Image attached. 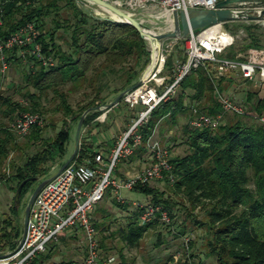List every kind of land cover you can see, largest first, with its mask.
Instances as JSON below:
<instances>
[{"label": "trees", "instance_id": "16d2710c", "mask_svg": "<svg viewBox=\"0 0 264 264\" xmlns=\"http://www.w3.org/2000/svg\"><path fill=\"white\" fill-rule=\"evenodd\" d=\"M0 1L4 20L2 38L7 39L20 26L35 22L45 56L55 60V65L45 66L35 56L24 59L17 47L7 50L8 64L24 65L23 85L19 89V95L29 105H24L21 100H14L10 96L0 95L3 118L14 120L27 110L41 115L51 111L61 112L65 118L64 126L54 138L44 137V128L40 126L33 127L28 134L31 140L40 142L43 147L27 156L22 165L14 167L12 180L16 186L11 188L17 191L19 185L28 178L44 180L51 175L56 169L54 165L68 151L71 139V126L68 122L78 123L83 113L90 108L93 110L85 118L84 133L75 159L82 164H94L97 150L101 148L96 145L94 131L96 127L103 126L97 121L102 111L96 108L106 105L108 101L103 91L109 88V94H115L116 98L139 82L150 64L151 51L147 40L142 38L133 25L96 16L76 0ZM252 28L251 25L246 26L249 42L242 45L240 51L264 47L260 38L251 32ZM178 43L179 59L182 60L185 39L180 38ZM234 47L227 49L224 56L235 58L239 52H232ZM173 66L174 61L169 56L164 73L173 76ZM212 72L211 65L193 71L181 81L177 96L162 102L152 111L150 119L140 130L142 140L127 162L148 156L150 149H153L151 140L162 121L176 126L179 116H189L183 130V139L189 151L171 160L174 182L170 180V174L161 181L172 186L174 192L183 196L192 207H204L207 222L203 224L209 226L212 236L207 245V255L215 257L217 264H264V128L260 123H251L244 120V116L236 114H233L235 119L227 118L216 129L195 128L191 125L197 116L194 107L199 113L209 115L223 112L216 89L224 91L227 80L225 77L214 80ZM87 88H92L95 95L75 108L70 102V94ZM49 93H53L58 101L54 110L44 104ZM121 103H124L123 99L115 107ZM246 104L251 106L252 112L264 114V97L259 98L256 93H249ZM134 117L136 116L132 111L130 120ZM4 125L0 123V156L6 159L11 145L15 143V137ZM120 163L114 169L117 175L123 176L119 171ZM34 182L26 183L21 199ZM151 184H139L134 192L150 198L151 204L162 205L173 219L174 209L180 204ZM109 191L114 195L112 189ZM113 203L129 212L125 225L111 231L110 225L106 226L103 220L102 224L94 222V212L102 210L97 205L92 213L94 225H102L103 232H111L109 237H117L130 247H138L144 235L161 223L156 220L143 224L140 221L142 209L139 206L131 208L130 203H122L117 197L113 199ZM17 205L15 199L11 207L13 215L0 220V226L4 224L0 229L1 253L14 251L22 237L23 225L15 223L19 219ZM105 217L103 214L102 218ZM65 234L66 231L60 235L58 242H53L45 253L40 254L30 264H44L50 260ZM101 239L100 247L104 250L111 249L106 245V240L103 237ZM172 260L174 258L170 257L169 262ZM59 264L78 263L76 260H67ZM181 264L204 262L185 259Z\"/></svg>", "mask_w": 264, "mask_h": 264}, {"label": "built area", "instance_id": "2783aa9c", "mask_svg": "<svg viewBox=\"0 0 264 264\" xmlns=\"http://www.w3.org/2000/svg\"><path fill=\"white\" fill-rule=\"evenodd\" d=\"M114 5L137 18L144 24L148 16H154L151 10L160 9L165 14L174 11L194 9L218 10V3L224 0H109ZM87 8L93 3H83ZM237 17L254 16V19L231 20L211 25L203 30L193 32L185 39L184 59L176 60L173 66V76L165 74L166 60L170 55V48L156 49L157 62L154 73L144 81L143 85L129 90L123 101L135 116L127 130L123 131L114 145L108 160L99 152L95 155L94 164H82L74 159L56 178L47 182L39 191L31 208L25 239L18 250L1 253L8 254L0 258V264H30L40 254L45 253L53 242H58L60 235L71 229H81L84 233L87 257L86 264H121L115 256L104 257L99 245L97 229L94 225L92 213L108 191L112 189L117 199L125 203L122 191H134L139 184H148L164 180L171 175L172 152L169 147H153L150 149L148 163L142 169L129 171L123 176L115 173L114 167L124 158H129L142 140L141 128L148 122L152 111L162 102L173 97L181 81L193 71L207 67L213 68V78L235 75L254 82L258 88L264 87V48H251L244 55L235 58L224 56L227 49L233 46L239 34L232 32L228 25L242 23L264 24L262 10L264 6L257 4L229 7ZM4 24L3 10L0 1V63L1 70L8 69L7 50L17 47L20 55L25 59L35 56L45 66L55 65L52 57L45 56L42 44L39 42V30L35 22L20 26L7 39H3L1 29ZM173 78V80H172ZM171 81V82H170ZM223 112L217 115L199 113L191 125L195 128L216 129L224 121L225 113L245 116L247 107L244 102L232 98L229 94L216 89ZM109 109L101 114L97 121L105 122ZM253 119L264 128V114H253ZM44 118L41 114L30 110L20 113L12 127L19 136H27L33 127L42 126ZM142 209L140 221L147 224L160 221L165 225L172 223V218L162 205L133 202Z\"/></svg>", "mask_w": 264, "mask_h": 264}, {"label": "rangeland", "instance_id": "374dc122", "mask_svg": "<svg viewBox=\"0 0 264 264\" xmlns=\"http://www.w3.org/2000/svg\"><path fill=\"white\" fill-rule=\"evenodd\" d=\"M87 9H89L94 15L100 17H112L109 12L99 7L96 4L88 5ZM154 13V16H148L144 21V26L147 29H150L156 33L169 32L172 30L174 23L166 18L163 15V10L155 9L151 10ZM253 28L251 32L257 35L262 44H264V24L251 23ZM242 23H236L233 25H228V28L234 32L238 33V31L243 30V33L239 34L235 46L232 52H239L238 55H244L246 51H240V47L245 43L249 42L248 31L246 26H250ZM180 38H169L162 41L163 46L165 48H170V55L175 62L180 58V46L178 40ZM148 47L152 53V46L149 41ZM64 48H66V44H62ZM182 47V46H181ZM264 48V47H260ZM251 49V48H250ZM185 53V49L183 54ZM151 58V56H150ZM24 63L26 60L23 61ZM151 62V61H150ZM23 63V64H24ZM24 65L15 66L9 63L8 69L6 72L1 70L0 63V95L10 96L14 100H21L24 105H29L28 102L21 98L19 95V89L23 85L22 71ZM94 75L93 73L91 74ZM96 77V76H95ZM227 85L230 86L233 80H239V76L230 75L226 76ZM232 80V81H231ZM118 84V83H117ZM116 85V84H115ZM114 84L112 83L111 88H113ZM109 88H105L103 91V95L106 96L107 102L106 104L111 103L115 99V94H109ZM85 93L87 95H85ZM108 94V95H106ZM178 94V92H177ZM177 94H175L177 96ZM95 92L92 91V88L82 89L78 92L70 94V102L75 107L78 108L84 102H86L89 98L93 97ZM174 95V96H175ZM108 96V97H107ZM231 96V95H230ZM232 98L238 100L234 96ZM239 101V100H238ZM56 98H54L53 93H49V96L45 98L44 104L50 110H54L57 104ZM247 114L243 117L244 120H247L251 123H258L256 119H253V114H257L252 112L251 106L246 104ZM1 108V107H0ZM107 109L102 111L104 114ZM132 111L125 106L124 103L118 105L113 111L109 113V117L113 121H105L102 125L105 126L96 127L95 136L101 137V134L104 133L105 136L109 137L112 146L116 144L118 138L122 134L123 131L127 130L130 125V116ZM44 118V124L40 127L44 128L43 136L46 138H54L57 132L64 126V116L61 112H49L42 115ZM224 121L228 118L229 120L236 117L233 114L225 113L223 115ZM17 118V117H16ZM9 120L3 118V115L0 111V123H4V128L11 130L15 137V143L10 147L9 155L6 159L3 156H0V220L7 218L13 213L11 212V207L15 202L16 191L11 187H15L16 183L12 180L14 175V170L16 166H20L23 164L25 158L29 155L34 154L36 151L43 147V144L40 142H34L27 136H19L13 129L12 124L16 120ZM4 121V122H3ZM189 121V116L181 115L178 118V124L176 126H172L168 121H162L157 128L152 140V147H169L172 156L175 157L177 155H185L188 151V145L183 139V130L185 124ZM71 126V139L68 144V151L66 156L63 159L57 161L54 165L56 168L51 172L50 178L54 174H56L59 169L64 165H61L62 161H67L70 156L73 154L76 146V132L78 123L68 122ZM84 133V129H82L79 148L82 141V134ZM175 138V139H174ZM183 140V141H182ZM101 148H106L105 143L101 144ZM128 158H124L120 164H127L130 171H136L142 169L147 165V161L145 157L141 159H136L133 162H127ZM64 162V163H65ZM120 166V165H119ZM121 172V171H120ZM121 174H123L121 172ZM47 179V178H46ZM45 180V179H44ZM40 181H35L29 188L28 191L23 195L21 202L18 207L19 219L15 220V223L19 225H23L25 210L29 199L36 189ZM152 186L158 187L160 190L166 193L165 196L170 197L174 202H178L180 205L175 207L174 212L175 216L172 219V223L170 225H165L160 223L157 227L150 229L143 237L138 247H130L123 241H121L117 237H109L110 231L103 232L100 227H96L97 236L99 242L103 237L106 240V245L111 247L109 250H104V248L100 247L102 250V255H116V257L120 260V263L123 264H181V262L185 259L190 261L198 262L202 261L204 264H217L215 257H209L208 255V243L211 240V232L209 231V226L204 225L203 222H207L206 212L203 206L192 207L181 195H178L174 192L172 186L166 185L165 181H155L151 184ZM122 196L125 197L126 201H131V208H135L136 206L133 204L136 201L138 204L141 203H149L150 198L133 192L130 193L128 191H122ZM116 195L111 194L110 191L106 194L105 198L98 203L97 207L102 208L99 212H94V222L102 224L103 220L104 224L110 225V230L113 231L119 226L125 225L127 216L129 214L128 211L116 206L113 203V199ZM129 199V200H127ZM103 210L107 212L104 213ZM131 210V209H130ZM109 213V214H108ZM105 214L106 217L103 219L102 215ZM108 214V215H107ZM4 224H1L3 226ZM0 226V229H1ZM183 231L184 233H181ZM2 232H0L1 235ZM74 236L71 238L61 239L58 243L57 249L55 253H53V257L45 261L44 264H59L62 261L67 260H76L78 264H86V256H87V247L85 242L84 233L81 229H74ZM106 236L107 238H105ZM192 242V244H190ZM51 247V245H50ZM208 254V255H207ZM173 257L174 260L169 262V258Z\"/></svg>", "mask_w": 264, "mask_h": 264}, {"label": "water", "instance_id": "95a60500", "mask_svg": "<svg viewBox=\"0 0 264 264\" xmlns=\"http://www.w3.org/2000/svg\"><path fill=\"white\" fill-rule=\"evenodd\" d=\"M79 2L86 10L87 9L83 3L86 1H89L93 4L98 5L99 7L103 8L107 12L111 14L112 17H108V19L127 23L133 25L141 34L142 38L149 41L152 46V53H151V62L143 72L139 82H137L134 86L131 88L121 92L111 103L98 106L96 110L103 111L104 109H111L115 107L121 99L124 98L125 94L131 90L138 88L143 85L144 81H146L150 76L154 73L156 69L157 62L155 61V51L156 49L161 48V43L165 39L169 38H183L187 39L193 32L203 30L211 25L218 24L221 22L231 21V20H243V19H254V16H235L231 10H229V7H235L240 5H248V4H257L264 6V0H224L218 3L217 7L218 10H208V9H194L191 8L187 11H174L171 14L172 21L174 23V26L172 30L169 32H163V33H152L148 32L144 26V24L139 21L137 18L131 16L130 14L126 13L116 5H114L109 0H76ZM91 12V11H90ZM92 13V12H91ZM262 15H264V10H262ZM113 15H115L117 18H113ZM107 18V17H106ZM93 109H87L81 119L78 122L77 125V132H76V146L73 154L70 156V158L64 163V165L59 169V171L51 176L50 178H47L43 181H41L36 189L33 191L29 202L27 204L24 220H23V234L21 239L19 240V244L15 250H18L25 239L26 232H27V226L30 218L31 208L35 201L36 196L38 195L41 188L50 180L56 178L77 156V153L79 151V143H80V137L84 125V121L86 116L92 111ZM38 178H28L24 180L18 187L16 191V202L19 205L21 202V194L24 186L29 181H38ZM8 254H0V258H3L7 256Z\"/></svg>", "mask_w": 264, "mask_h": 264}, {"label": "crops", "instance_id": "0c3cea01", "mask_svg": "<svg viewBox=\"0 0 264 264\" xmlns=\"http://www.w3.org/2000/svg\"><path fill=\"white\" fill-rule=\"evenodd\" d=\"M232 81V80H231ZM231 96H234L235 98H237L239 101H242L244 103H248V97H249V93H256V95L260 98L264 97V87L263 88H258L254 85V82L250 81V80H245V79H242L240 78L238 81L237 80H233L232 81V84H230V86L223 91ZM116 108V107H115ZM112 109V108H111ZM109 109V111L111 110ZM114 110V109H113ZM112 110V111H113ZM107 112L106 114V120L105 121H113L111 118L112 117H109L108 114L111 112ZM101 123H104V122H101ZM105 126V124L103 125ZM101 137L103 138H100L99 136H95V141H96V145H100L105 143V146L106 148L104 149V147L100 148L97 150V152H101L103 155H104V158L106 160H108L109 156H110V153L113 149V146L111 144V142H109L110 138L105 136L104 133L101 134ZM146 161L148 163H150V160L148 158V156L145 157ZM147 163V164H148ZM119 171H121L123 173V175L127 172H129V168H128V165L127 164H121L120 168H119ZM130 193H133L134 191H128ZM129 200V199H127ZM127 203H130L131 201H126ZM74 229H71V230H68L65 234V239L69 238L71 240V238L74 236ZM63 238V239H64Z\"/></svg>", "mask_w": 264, "mask_h": 264}, {"label": "bare ground", "instance_id": "6f19581e", "mask_svg": "<svg viewBox=\"0 0 264 264\" xmlns=\"http://www.w3.org/2000/svg\"><path fill=\"white\" fill-rule=\"evenodd\" d=\"M166 15V18L168 19V20H170V21H172V18H171V15L170 14H165ZM113 18H117L115 15H113ZM146 30L148 31V32H152V33H154V31H152V30H150V29H147L146 28ZM156 55H157V52L155 51V57H156Z\"/></svg>", "mask_w": 264, "mask_h": 264}]
</instances>
